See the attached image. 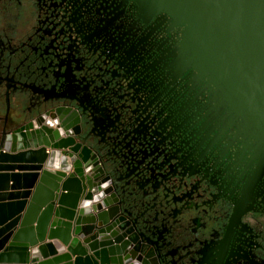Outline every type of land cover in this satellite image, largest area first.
I'll use <instances>...</instances> for the list:
<instances>
[{"label": "flooded vegetation", "instance_id": "af4514ba", "mask_svg": "<svg viewBox=\"0 0 264 264\" xmlns=\"http://www.w3.org/2000/svg\"><path fill=\"white\" fill-rule=\"evenodd\" d=\"M117 3L0 0L2 127L78 115L153 264H264V147L170 68L172 28Z\"/></svg>", "mask_w": 264, "mask_h": 264}, {"label": "water", "instance_id": "95a60500", "mask_svg": "<svg viewBox=\"0 0 264 264\" xmlns=\"http://www.w3.org/2000/svg\"><path fill=\"white\" fill-rule=\"evenodd\" d=\"M115 2L172 28L170 68L208 93L210 116L264 147V0ZM47 114L0 131V264H153L76 139L78 115Z\"/></svg>", "mask_w": 264, "mask_h": 264}, {"label": "crops", "instance_id": "0c3cea01", "mask_svg": "<svg viewBox=\"0 0 264 264\" xmlns=\"http://www.w3.org/2000/svg\"><path fill=\"white\" fill-rule=\"evenodd\" d=\"M4 100H2L0 98V131L2 130V116H3V113H4ZM16 121V118H14L13 122L15 123Z\"/></svg>", "mask_w": 264, "mask_h": 264}]
</instances>
